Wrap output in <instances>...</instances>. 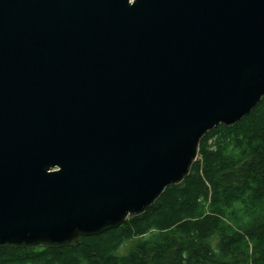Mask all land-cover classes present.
<instances>
[{
    "label": "water",
    "instance_id": "1",
    "mask_svg": "<svg viewBox=\"0 0 264 264\" xmlns=\"http://www.w3.org/2000/svg\"><path fill=\"white\" fill-rule=\"evenodd\" d=\"M264 97V0H0V246L149 210Z\"/></svg>",
    "mask_w": 264,
    "mask_h": 264
},
{
    "label": "trees",
    "instance_id": "2",
    "mask_svg": "<svg viewBox=\"0 0 264 264\" xmlns=\"http://www.w3.org/2000/svg\"><path fill=\"white\" fill-rule=\"evenodd\" d=\"M0 264H264V97L144 214L77 246H0Z\"/></svg>",
    "mask_w": 264,
    "mask_h": 264
},
{
    "label": "rangeland",
    "instance_id": "3",
    "mask_svg": "<svg viewBox=\"0 0 264 264\" xmlns=\"http://www.w3.org/2000/svg\"><path fill=\"white\" fill-rule=\"evenodd\" d=\"M129 247H130V244H128V245L122 250V252L127 251V250L129 249Z\"/></svg>",
    "mask_w": 264,
    "mask_h": 264
}]
</instances>
